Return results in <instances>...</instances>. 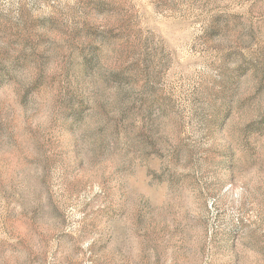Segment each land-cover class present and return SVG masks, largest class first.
<instances>
[{"label":"rangeland","instance_id":"1","mask_svg":"<svg viewBox=\"0 0 264 264\" xmlns=\"http://www.w3.org/2000/svg\"><path fill=\"white\" fill-rule=\"evenodd\" d=\"M0 264H264V0H0Z\"/></svg>","mask_w":264,"mask_h":264}]
</instances>
